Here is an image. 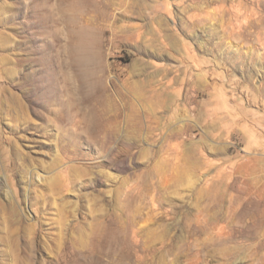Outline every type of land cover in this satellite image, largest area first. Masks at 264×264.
<instances>
[{"label":"rangeland","instance_id":"rangeland-1","mask_svg":"<svg viewBox=\"0 0 264 264\" xmlns=\"http://www.w3.org/2000/svg\"><path fill=\"white\" fill-rule=\"evenodd\" d=\"M0 264H264V0H0Z\"/></svg>","mask_w":264,"mask_h":264},{"label":"bare ground","instance_id":"bare-ground-1","mask_svg":"<svg viewBox=\"0 0 264 264\" xmlns=\"http://www.w3.org/2000/svg\"><path fill=\"white\" fill-rule=\"evenodd\" d=\"M99 89V88H98ZM99 103L101 104V105H106V106H108L109 107V105L108 104H105L104 103V98L102 97L101 99H100V101H99ZM97 104V103H96ZM71 110L73 111V109L71 108ZM74 110H75V107H74ZM110 110V109H109Z\"/></svg>","mask_w":264,"mask_h":264}]
</instances>
